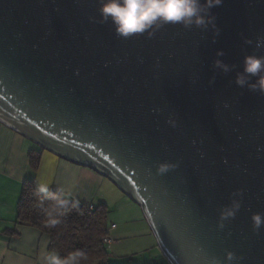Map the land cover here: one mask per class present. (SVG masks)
Wrapping results in <instances>:
<instances>
[{
  "label": "water",
  "instance_id": "water-1",
  "mask_svg": "<svg viewBox=\"0 0 264 264\" xmlns=\"http://www.w3.org/2000/svg\"><path fill=\"white\" fill-rule=\"evenodd\" d=\"M101 6L0 0V122L109 179L171 264H264V92L236 82L246 56L264 57V0L128 38Z\"/></svg>",
  "mask_w": 264,
  "mask_h": 264
},
{
  "label": "crops",
  "instance_id": "crops-1",
  "mask_svg": "<svg viewBox=\"0 0 264 264\" xmlns=\"http://www.w3.org/2000/svg\"><path fill=\"white\" fill-rule=\"evenodd\" d=\"M40 150L0 122V264H42L51 237L28 224L19 225L18 202L25 181L50 182L52 193L70 190V199L87 206L109 208L112 243L107 245L108 264H171L159 248L142 208L109 179L95 171L44 151L34 173L29 153Z\"/></svg>",
  "mask_w": 264,
  "mask_h": 264
},
{
  "label": "clouds",
  "instance_id": "clouds-1",
  "mask_svg": "<svg viewBox=\"0 0 264 264\" xmlns=\"http://www.w3.org/2000/svg\"><path fill=\"white\" fill-rule=\"evenodd\" d=\"M223 0H101L99 9L103 22L111 18L116 26L117 35L128 38L137 34H142L151 28L158 21L165 24H182L188 28L195 24L197 27H206L209 24L214 26L215 17L211 15V9L219 7ZM264 46V42L258 41L257 47ZM223 55V53H218ZM216 66L222 68L225 72L229 71L228 65L217 60ZM264 57L255 55L246 56L244 59L243 73L238 74L237 84L244 87L248 84L250 77H258L255 84L250 87L253 91L260 90L264 92ZM161 173L167 171L166 167H161ZM50 182H37L36 194L39 195V204L43 208L46 197H51L53 203L45 210V215L51 226L55 227L62 221L60 216L64 214V209L70 202L69 197L73 194L70 190L58 189L52 193ZM242 195V193H238ZM241 204L238 201L233 203L232 208L223 214V218H235ZM253 229L259 234V229L264 226V216L254 214L252 216ZM223 229L224 225L219 226ZM42 264H82L88 256L85 252L77 249L61 256L56 250H45L41 254ZM227 259L233 261L237 259L232 252L227 254ZM239 259H242L239 258Z\"/></svg>",
  "mask_w": 264,
  "mask_h": 264
},
{
  "label": "trees",
  "instance_id": "trees-1",
  "mask_svg": "<svg viewBox=\"0 0 264 264\" xmlns=\"http://www.w3.org/2000/svg\"><path fill=\"white\" fill-rule=\"evenodd\" d=\"M39 149L29 153V163L34 173L40 168L44 152L40 147ZM36 188L35 183L25 181L17 206V223L28 224L49 235V250H56L61 256L79 249L88 256L82 264H108L109 252L104 243V239L110 236L107 205L101 204L90 209L89 206L69 198V204L62 209V222L53 227L45 215V210L53 201L50 196L46 197L42 208L39 204L40 197L35 192Z\"/></svg>",
  "mask_w": 264,
  "mask_h": 264
},
{
  "label": "built area",
  "instance_id": "built-area-1",
  "mask_svg": "<svg viewBox=\"0 0 264 264\" xmlns=\"http://www.w3.org/2000/svg\"><path fill=\"white\" fill-rule=\"evenodd\" d=\"M90 209H92L93 208V206H90L89 207ZM115 226L113 225V226H110V229H112V228H114ZM104 243L106 244V245H109V244H111L112 243V238H111V235L110 236H108V237H106L105 239H104Z\"/></svg>",
  "mask_w": 264,
  "mask_h": 264
}]
</instances>
